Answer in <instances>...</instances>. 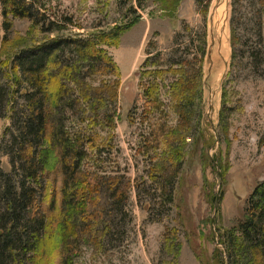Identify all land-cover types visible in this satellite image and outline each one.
<instances>
[{
  "label": "rangeland",
  "instance_id": "rangeland-1",
  "mask_svg": "<svg viewBox=\"0 0 264 264\" xmlns=\"http://www.w3.org/2000/svg\"><path fill=\"white\" fill-rule=\"evenodd\" d=\"M47 1L54 7L51 12L54 18L61 15L72 18L65 35L88 37L140 17L136 25L121 36L119 46H104L121 70L117 99L110 100L106 94L102 102L87 85L84 89L77 87L74 90L75 110H68L66 116L70 131H82L93 139L96 150L89 152L86 168L97 170L107 182L110 178H121L124 184L130 182L132 185L127 216L119 228L121 234L113 243L104 242L99 250L90 238L81 240V247L74 253V264H229L224 234L232 230L242 216L258 182L264 181V65L257 64L258 73L253 72L250 65L256 64L252 57L254 52L264 55V7L260 0L240 1L241 11L250 21L244 29H236L235 35L240 39L236 46L231 42L234 33L232 0H209L208 14L197 0H182L175 17L163 11L162 0ZM4 20L0 2L2 37L5 35ZM30 29L28 20L14 19L13 40L21 45L47 39L46 35L30 33ZM190 31L195 45H198V33L207 34L208 55L203 63L201 107L204 108L205 133L203 137L196 134L199 140L195 144L190 140L191 153L175 185L174 202H167L169 197L159 192V185L148 175L150 156L154 153L145 157L140 152L145 141L140 76L150 43L166 53L179 35V40L189 43ZM9 53L13 56L15 51ZM3 60L0 59V162L3 171L10 173V155L3 151L6 145L12 144L17 133L9 105L14 97L19 105L24 99L21 91L11 88L3 70ZM106 72L103 68L93 72L86 70L88 83L97 86L115 79L113 75H105ZM165 91L162 89L163 108L170 112L172 105ZM96 103L101 109L114 108L115 130L105 126L101 114L93 112ZM224 105L232 107L233 111L226 113L222 126ZM210 119L217 128V135ZM137 179L142 181L139 188ZM218 194L221 198L216 211ZM38 195L36 211L45 217L47 208L43 202L49 191L42 190ZM140 200L143 204L151 200V212L140 207ZM52 201L58 210L57 199ZM48 250L50 259L45 255L39 264H57V254Z\"/></svg>",
  "mask_w": 264,
  "mask_h": 264
},
{
  "label": "trees",
  "instance_id": "trees-1",
  "mask_svg": "<svg viewBox=\"0 0 264 264\" xmlns=\"http://www.w3.org/2000/svg\"><path fill=\"white\" fill-rule=\"evenodd\" d=\"M181 1L162 0L163 11L175 17ZM240 1L232 0L234 33L231 42L234 46L240 42L236 29H244L250 21L241 11ZM0 2L5 19V35L0 34V59H4L3 70L11 88L21 91L24 99L19 105L14 97L9 105L17 135L3 152L10 155L11 172H4L0 162V264H39L40 259L49 254L48 248L57 254V264H74V253L81 247V240L90 238L99 250L104 242L113 243L121 234L119 228L127 216L132 185L124 184L121 178H110L107 182L97 170L86 168L89 152L96 150L93 139L82 131H70L66 116L68 110H75L77 87L84 89L87 85L102 102L106 94L110 100L117 99L121 70L104 46H119L121 36L135 26L140 17L109 31L82 37L65 35L72 18L66 15L54 18L50 1ZM197 2L208 14L209 0ZM259 2L263 8L264 0ZM14 19L28 20L29 32L46 35L47 39L18 45L12 38ZM193 36L192 33L190 38ZM179 37L166 53L157 45L149 44L139 85L145 127L140 152L145 157L154 153L150 156L148 175L159 185V192L169 197L167 202H174L175 185L191 153L190 142L197 143L198 136L203 137L205 133L204 108L201 107L207 34L198 33V45L193 38L186 43ZM11 50L15 51L13 56L9 53ZM262 55L260 51L252 54L256 64L250 65L255 73H258V63L264 65ZM102 68L107 71L105 75H113L115 79L97 86L88 83L86 70L93 72ZM162 89H166L171 102L170 112L163 108ZM68 97L72 100H66ZM113 109H101L96 103L93 112L101 114L105 126L115 130L116 111ZM231 111L232 107L224 105L222 126ZM136 182L139 188L142 181L137 179ZM42 190L49 191L43 202L47 208L45 217L36 211L38 192ZM55 198L58 210L52 203ZM150 201L143 204L140 200L139 205L151 212ZM226 232L224 244L229 264H264V181L255 186L242 216L232 230Z\"/></svg>",
  "mask_w": 264,
  "mask_h": 264
},
{
  "label": "water",
  "instance_id": "water-1",
  "mask_svg": "<svg viewBox=\"0 0 264 264\" xmlns=\"http://www.w3.org/2000/svg\"><path fill=\"white\" fill-rule=\"evenodd\" d=\"M211 56V52H210V54H209V57ZM211 109H212V106H211ZM210 124L212 125V127H213V129H214V131H215V133H216V135H217V128H216V126L214 125V123L212 122V120L210 119ZM215 164L217 165V163L215 162ZM219 171H220V173H221V175H222V171L220 170V168H219ZM220 198H221V196H220V194H218V196H217V201H216V211H218L219 210V206H220Z\"/></svg>",
  "mask_w": 264,
  "mask_h": 264
},
{
  "label": "bare ground",
  "instance_id": "bare-ground-1",
  "mask_svg": "<svg viewBox=\"0 0 264 264\" xmlns=\"http://www.w3.org/2000/svg\"><path fill=\"white\" fill-rule=\"evenodd\" d=\"M230 48V47H229ZM231 49V48H230ZM230 58V57H229Z\"/></svg>",
  "mask_w": 264,
  "mask_h": 264
}]
</instances>
